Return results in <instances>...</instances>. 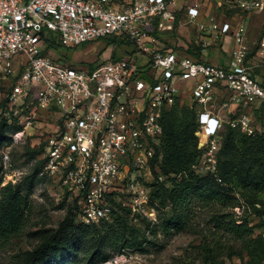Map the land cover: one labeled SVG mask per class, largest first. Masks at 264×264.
<instances>
[{"label":"built area","instance_id":"obj_1","mask_svg":"<svg viewBox=\"0 0 264 264\" xmlns=\"http://www.w3.org/2000/svg\"><path fill=\"white\" fill-rule=\"evenodd\" d=\"M208 2L218 16L208 15ZM178 14L204 47L230 38L232 64H207L168 47L165 33ZM253 14L264 15V0H0V126L15 128L6 134L21 140L44 126L39 114H56L38 178L77 201L80 223L100 225L127 208L154 227L158 210L146 183L164 110L178 101L202 110L200 171L215 178L226 124L249 135L260 131L264 28L249 36L246 18ZM48 32L68 49L105 39L112 57L91 67L62 62L50 55Z\"/></svg>","mask_w":264,"mask_h":264},{"label":"rangeland","instance_id":"obj_2","mask_svg":"<svg viewBox=\"0 0 264 264\" xmlns=\"http://www.w3.org/2000/svg\"><path fill=\"white\" fill-rule=\"evenodd\" d=\"M55 35L48 32L47 38L54 40ZM77 49L81 57H93L95 63L106 62L112 57L110 44L105 39L83 44ZM53 51L54 58H59L68 64H71L70 61L75 57V52L61 45L55 47ZM129 51L132 52L133 49ZM206 57L207 54L203 59ZM141 58L145 60V57L140 56ZM82 65L88 66V63L82 62ZM187 104L194 108L197 127L192 133L178 132L174 151L168 154L164 149L156 161L152 176L147 177L146 185L151 193L152 205L158 210L157 224L160 223L163 227L153 234L148 228L150 226L148 220L133 216L129 212L130 225L141 228L143 234L140 237H129L128 243L119 251L94 249L93 252L98 257L93 258V252L89 255L75 252L73 244L69 248L57 250L46 261L38 264H71L72 262L76 264H248L250 262V250L260 244V238H264V154L258 152L256 146L251 145V141L256 136L264 134V122L262 126L258 123L260 131L255 134L240 135L239 133L234 135L230 142L225 141L222 147L220 145L222 149L220 160L218 159V168L220 165V172L225 179L224 182L218 179L219 188L230 191L231 195L237 198L238 206L233 209L236 214L235 219L239 225L246 221L252 228L253 235L244 241L232 240L231 237L223 238L221 231L217 232V236H212L210 234L212 230L209 231V228L213 227V223L208 225L211 212L207 208L197 209L194 219L188 225L181 222L173 226L169 223V219L173 216L170 191L174 184L187 180L191 173L201 177L208 176L200 171L203 154L199 158L196 155V150L200 148L203 112L199 107ZM52 116L50 120L46 114H39L38 121L44 126L37 125L34 129H30L29 134L21 140L11 139L7 134H4V138L0 136L2 184L0 189L10 183L20 188L19 212L25 223L21 236L0 253V264H27L28 256L33 251L41 248L66 219L75 217V204L66 190L55 184L42 182L38 177L34 178L38 160L46 152L49 131L56 128L57 115ZM8 142L9 145L6 147L5 144ZM5 152H9L10 156L7 164L4 159ZM231 211L226 210L227 213ZM168 226L171 228L167 230Z\"/></svg>","mask_w":264,"mask_h":264},{"label":"trees","instance_id":"obj_3","mask_svg":"<svg viewBox=\"0 0 264 264\" xmlns=\"http://www.w3.org/2000/svg\"><path fill=\"white\" fill-rule=\"evenodd\" d=\"M55 47H60V44L56 40H53L50 44V49H54ZM200 50V46L192 44L189 46V49L184 50V53L200 57ZM198 61L201 60L199 59ZM262 86L264 87V81H262ZM183 102L186 103L187 101ZM183 102L178 101L173 107L163 112L162 123L164 134L161 143L156 147L155 162L164 149L168 154L174 151L178 132L187 131L192 133L197 127V124H195V113L193 112L194 108L188 106L189 104L187 103L190 102L186 104ZM192 105L196 106L195 104ZM255 119L257 124L263 125L264 107L255 112ZM12 130H15V128H7L1 125V138H4V134ZM239 133L240 135L244 134L226 124L225 129L218 136L221 147L225 141L226 143L230 142L233 136ZM251 145L256 146L257 151L264 154V134L256 136L251 141ZM221 149L218 154L219 160ZM202 154L203 150L198 148L196 150L197 158L202 156ZM40 166L41 163L38 162L34 178L38 177ZM229 166L232 168L231 164ZM153 170H155V166ZM218 179L222 182L225 180L220 172V165L218 178L210 175L201 177L191 173L187 180L174 184V187L170 191L173 216L169 219V223L173 226L181 222L188 225L194 219L197 209L207 208L211 212L208 225L213 223V227L209 228V231H213L210 232L212 236H217V232L221 231L223 238L231 237L230 239L232 240L244 241L253 235V230L246 221L240 225L237 223L235 219L236 214L233 211L238 206L237 198L232 196L230 191L221 190ZM20 201V188L17 186L10 183L0 189V253L21 236L25 227V223L21 219L19 212ZM74 204L76 208L75 217L66 219L41 248L33 251L28 256L27 264H38V262L46 261L57 250L64 247L69 248L73 244L75 245V252L83 255H89L94 249L116 252L128 243L129 237H140L143 234L141 228L130 225L127 208H120V211L115 212L112 219L108 222L100 225H86L77 221V201H74ZM229 209L232 211L227 213L226 210ZM162 227L160 223L154 227L148 226L150 232L153 234ZM170 228L171 226H168L166 229ZM94 253L93 258H97V254ZM250 257L251 259L248 264H264V238H260V244L250 250ZM71 264L76 263L72 262Z\"/></svg>","mask_w":264,"mask_h":264},{"label":"crops","instance_id":"obj_4","mask_svg":"<svg viewBox=\"0 0 264 264\" xmlns=\"http://www.w3.org/2000/svg\"><path fill=\"white\" fill-rule=\"evenodd\" d=\"M183 5V3H180L179 6ZM214 3L208 2L206 3V8L208 15H217L219 14V11H215L213 7ZM180 16V17H179ZM184 16V15H183ZM218 16V15H217ZM202 19V18H200ZM181 20V23L179 22ZM185 18H182L181 14H178V23L176 24L174 30L168 31L165 33V44L168 47H172L175 49L182 50L184 52L185 49H189V46L192 44H195L197 46L201 47L200 50V57H196L194 55H191L196 60H201V62L207 63V64H213V65H225L229 66L232 64V48H233V41L230 38L227 39H218L215 38L213 40H210L209 46H203L201 42L198 43L197 37H198V31L194 25H186L185 24ZM247 26L249 29V36L251 38H256L259 36L260 32L264 28V15L262 14H253L250 16H247L246 18ZM189 26V27H185ZM254 29V30H253ZM256 31V32H255ZM54 49H51L50 55L52 57L54 54ZM70 51L75 52V57L72 61H70L71 65L76 64L77 67H91L94 66V63L96 62L93 57L90 58H84L79 55V51L77 48L70 49ZM78 54V55H77ZM207 57L203 59L204 56ZM116 55H122L121 51H115ZM188 55V54H186ZM199 58V59H198ZM58 59V58H57ZM74 62V63H73ZM81 62V63H80ZM83 63H88V66H83ZM75 66V65H74ZM261 81H264V74L261 75ZM192 85V82L186 84L189 87Z\"/></svg>","mask_w":264,"mask_h":264}]
</instances>
